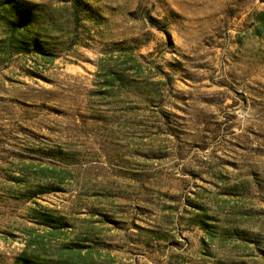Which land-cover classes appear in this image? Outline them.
<instances>
[{
  "label": "rangeland",
  "instance_id": "374dc122",
  "mask_svg": "<svg viewBox=\"0 0 264 264\" xmlns=\"http://www.w3.org/2000/svg\"><path fill=\"white\" fill-rule=\"evenodd\" d=\"M12 5L0 264H264V0Z\"/></svg>",
  "mask_w": 264,
  "mask_h": 264
},
{
  "label": "trees",
  "instance_id": "16d2710c",
  "mask_svg": "<svg viewBox=\"0 0 264 264\" xmlns=\"http://www.w3.org/2000/svg\"><path fill=\"white\" fill-rule=\"evenodd\" d=\"M0 3H2V4H6V6H13L12 4H13V0H0ZM15 8V7H14ZM25 19H28V18H30V16H25L24 17ZM29 43H31V42H29V41H22L21 42V46L23 47V48H25V49H28L29 47H30V44ZM32 44H33V46H34V48L36 47L37 48V51H40V52H43V50H42V48L40 47L41 46V44L40 43H38V39H36V40H33L32 41ZM31 44V45H32ZM28 261V263L27 264H32V262H30V260H27ZM30 262V263H29Z\"/></svg>",
  "mask_w": 264,
  "mask_h": 264
}]
</instances>
